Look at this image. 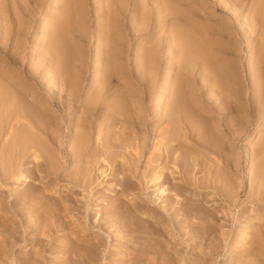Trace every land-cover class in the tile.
<instances>
[{
	"label": "bare ground",
	"instance_id": "6f19581e",
	"mask_svg": "<svg viewBox=\"0 0 264 264\" xmlns=\"http://www.w3.org/2000/svg\"><path fill=\"white\" fill-rule=\"evenodd\" d=\"M59 1L63 6L54 9L49 19L39 15L44 41L37 52L40 60L33 66L27 67L26 56L22 53L21 26L17 25L13 33H8L6 42H2L0 32V258L6 260L5 254L7 256L16 245L27 240L31 241L32 248L19 263L42 264L41 260H45L44 264H48L51 256L47 254V236L61 230L65 232L70 227L67 231L69 242L62 244L66 245L65 252H58L56 264H97L100 257L99 264H111L113 261L110 258L108 261V254L112 260V257H118V264H212L209 262L212 254L223 252L228 257L224 264H264V156L260 162L256 161L253 173L248 175L247 181H251L248 189L253 190L249 189L252 191H247L249 197L241 202L242 193L232 177L236 159H232L233 153L226 147L230 142L224 132L216 131L220 129L215 112L206 109V101L195 93L199 80L205 81L201 90L210 89L224 100L227 98L228 111L238 107L237 95H242L239 85L243 80L234 67L235 56L226 47L233 48L234 43H240L239 34L244 43L247 42L248 62H253L248 66L249 77L260 73L251 79L252 83L257 81L254 87L258 88L251 101L255 106H263L255 131L264 127V47L254 46L261 42L259 37L264 39V0L224 2L225 10L231 13L243 9L235 16L241 29L238 34L233 33L232 26L222 27L223 37L228 42L225 49L218 42L215 31L195 17V13L188 12L185 19L176 17L183 19L188 29L186 25L182 26L183 23L179 24L181 27L167 30L165 46L150 48L146 45L149 51L147 47L146 50L141 48L144 51L140 57L143 67L137 70V75L128 64L129 41L143 35L141 26L132 27L126 18L131 0H104L99 8L105 9V16L90 18L92 23H88L90 30H107L104 42L97 39L101 46L104 44L105 50L95 52L97 62L92 61L93 79L99 81L91 84L92 92H85L83 86L88 75L87 52L75 48L84 43L85 1ZM149 1L157 3L160 23L164 24L162 29L179 22H174L175 16L170 17L175 15L174 4L179 0ZM33 3L37 0H0V17L5 15L8 6L9 16L25 17L32 14L30 9L27 13L26 8L32 7ZM161 48L167 54L162 63L158 57ZM41 77L48 79L51 89H56L59 100L50 99L51 96L41 90ZM116 77L118 84H114ZM83 104L82 110L77 112ZM54 107L60 108L61 117L51 114ZM73 109L70 118H66L64 112ZM239 112L238 108L237 115ZM148 117L149 123L159 126H149ZM64 124H67V136H70L66 153L59 145ZM161 124L165 126L159 130ZM232 124L227 126L232 128ZM254 151L257 149L251 153ZM193 152H198V157L191 161ZM209 153L218 155L220 161L212 163ZM144 158H147L146 162ZM235 162L238 167L240 163ZM68 163L73 169H68L69 174L64 176L62 168ZM250 164H246V171ZM227 167L229 171L225 170ZM109 169L114 170L113 173ZM38 175L42 177L40 180ZM101 177L111 178L107 181L120 180V190L117 189L119 186H113L108 194L103 191L107 202L112 200V203L105 210L106 218L99 223V229L105 231L115 227L119 229L116 232L119 234H115L121 235V239L112 237L111 244L108 241L110 235L105 237L99 231L94 236L87 230L92 223L97 224V220L93 222L92 219L93 214L99 212L92 214L89 205L94 204L92 197L97 195V187L103 183ZM33 179L39 182L28 189V182ZM14 180L20 184L12 190L9 183ZM65 181L73 186H68L70 191L62 188L59 191L56 185ZM155 189L159 190L153 195ZM77 192L82 193V198L74 195ZM130 192L136 196L129 199ZM61 194L65 197L58 199ZM178 204L181 206L177 207ZM232 209L236 211L230 216ZM167 214L173 218L167 220ZM226 214L230 217L226 218ZM226 219L231 228L222 232L221 222L224 221L221 220ZM74 223L77 225L72 226ZM76 227L80 230H74ZM80 233L82 238H79ZM180 238L189 240L187 250L191 256L187 258L182 255L184 248H181ZM207 243L209 247H205ZM182 246L185 247V243ZM100 247H104L101 256Z\"/></svg>",
	"mask_w": 264,
	"mask_h": 264
},
{
	"label": "rangeland",
	"instance_id": "374dc122",
	"mask_svg": "<svg viewBox=\"0 0 264 264\" xmlns=\"http://www.w3.org/2000/svg\"><path fill=\"white\" fill-rule=\"evenodd\" d=\"M85 1V8H86V21H85V26H84V28L82 27V29L84 30V36H82V39L84 40V43L83 44H81V45H79V46H75V48L76 49H82V50H84V52H87V60H88V58H89V61L87 62L88 63V67H87V69H88V72L86 73V74H88V75H86V78L87 79H85L84 80V82H83V86H84V88H85V92H89V91H91L90 90V87H91V84H93V82H95V79H93V76L95 75V74H93V71L91 70L92 69V64L94 65V63H96L97 62V60L96 59H94V56H95V52H98V53H103L104 52V44H103V46H101L100 45V42L101 41H103L104 42V36L106 35V33H107V30H101V29H97V28H92L91 30H90V28H89V25L92 23V22H90V18H91V20H94V17L95 16H99L101 19L105 16V14H106V11H105V9L103 8V9H100L99 8V4L100 3H102V2H104V0H84ZM94 1V2H93ZM226 1H228V0H179L178 2L179 3H176V4H174V14L175 15H170V17L173 19L174 18V16H175V19H176V17H181V18H183V19H185L184 17H187V13L189 12H193V13H195V17H197L198 19H200L201 20V22L203 21V22H206V23H208V26H210L214 31H215V34H216V37H217V39H218V42H221L220 44H222L224 47H222V48H224L225 49V47L227 46L226 44H228V42L225 40V38L223 37L224 36V33H223V26H224V28H228L229 26H232L233 27V33H236V34H238L239 32H237L238 30H241L240 28H239V26L237 25V20H236V17L238 16V14L241 12V10L243 11V9H240V10H238V12L236 11V13H234L233 11H232V13L231 12H229V11H226L225 10V8H224V2H226ZM251 1L252 0H250V3H251ZM141 2V3H140ZM92 3V4H91ZM51 4V5H50ZM94 4V5H93ZM142 4V5H141ZM156 4V5H155ZM198 4V5H197ZM38 5V6H37ZM140 5V6H139ZM202 5V6H201ZM61 6H63V2L62 1H59V0H56V2L54 3V4H52L51 3V1L50 0H37V3H33L32 4V7H30V8H26L27 9V13L29 12V9L31 10V12H32V14H30L29 13V15H25V17H15V16H9V14H10V11L8 10V12H7V9H8V7H7V9H6V11H5V15L3 16V17H0V32L3 34V36H2V42H6L7 40H6V38L8 37V33H13V31L14 30H16L17 29V25H20L21 26V28H22V35H23V37H22V39H23V46L21 47V49L22 48H24V50H23V55H25L26 56V61L28 62V66L27 67H31V66H33V64H35V63H38V61L40 60V58L38 57V53H39V45L40 44H42L41 42H43L44 40L42 39V34H41V28L43 27V23H42V21H40L39 20V15H41V14H43V16L46 18H50L51 16H52V12H53V10L54 9H57V8H60ZM142 6V7H141ZM144 6V7H143ZM187 6V7H186ZM136 7V8H135ZM192 7V8H191ZM203 7V8H202ZM52 8V9H51ZM96 8H98V9H96ZM157 8V3H153V2H150L149 0H131V3H130V8H129V10L127 11V13H126V18L128 19V21L132 24V27H136V26H138V25H140L141 27H139L140 28V30L142 31V35L143 36H141V37H139V35L138 36H136V37H134V39L132 38L130 41H129V47H130V56L128 57L129 59H128V64H129V66L130 65H132V66H130L133 70H134V72L136 73V75H137V70L139 69V68H141V67H143V63H142V61L140 60V57L144 54V51H142L141 50V48L142 49H144L145 48V50H146V47L147 46H149L150 48H152V46L153 45H157L158 47H161L162 45H164L165 46V44H166V32H168L167 30H170V29H172V28H175V27H181V25H179V24H182V26L183 27H185V25H186V28L188 29V26H187V24H185V21L183 20V19H174V22H178V23H172V25H170L171 26V28L169 27L168 29H166V28H163L162 29V27H163V23H160V19H159V10L158 9H156ZM51 9V10H50ZM198 9V10H197ZM141 10V11H140ZM197 11H199V12H197ZM130 12V13H129ZM228 12V13H227ZM141 15V16H140ZM202 15V16H201ZM237 15V16H236ZM243 15V14H242ZM49 16V17H48ZM143 16V17H142ZM204 16V17H203ZM236 16V17H235ZM31 17V18H30ZM36 17V18H35ZM209 17V18H208ZM6 18V19H5ZM15 18L17 19V21L15 20ZM34 18V19H33ZM38 18V19H37ZM140 18V19H139ZM142 18H144V20H142ZM233 20H232V19ZM26 19V20H25ZM89 19V20H88ZM19 20V21H18ZM39 20V21H38ZM183 20V21H182ZM211 20V21H210ZM235 20V21H234ZM2 21V22H1ZM24 21V22H23ZM182 21V22H181ZM18 22V23H17ZM219 22V23H218ZM88 23H90V24H88ZM143 24V25H142ZM144 24H147V25H144ZM152 24V25H151ZM173 24H175V25H173ZM176 24H178V25H176ZM213 25V26H212ZM220 25V26H219ZM3 26V27H2ZM13 26V27H12ZM143 26L145 27V29L143 30L142 28H143ZM221 27V28H219V27ZM150 27V28H149ZM215 27V28H214ZM13 28V29H12ZM37 28H39V29H37ZM235 29H237V30H235ZM26 30V31H25ZM48 29H46L45 31H47ZM218 31L220 32V33H218ZM221 31H222V33H221ZM148 32V33H147ZM160 32V33H159ZM226 32V31H225ZM88 33V34H87ZM158 33V34H157ZM40 34V35H39ZM86 35H87V38H86ZM103 35V36H102ZM150 35V36H149ZM219 35V36H218ZM147 36V37H146ZM220 36H222V37H220ZM240 35L238 34L237 35V38L240 40V43H238V42H236V43H234L233 44V48H231V47H226L227 48V50H230L231 52H232V55L233 56H235L234 58L236 59H233V62H234V67L237 69L236 71H238L237 73H238V75H239V78H240V80H241V78H242V82H240V85H239V87H240V89H241V94L243 95H237V98L240 100L238 103H237V105H238V107L237 108H235V110L234 109H230V110H232V111H235V112H230V110L228 111V109H229V107H230V105H228V104H230V103H228L227 101V98H225V100H226V103L224 104V102H225V100L222 98V97H220V95L218 96V94H215L214 92H210V89L208 90V89H206V88H204V89H200V86H201V84L202 85H205L206 84V82L204 81V82H202L201 80H199V82L197 83V85H196V87L198 88V90L197 91H195V93L199 96V98L201 99V100H204V101H206V103H207V107H206V109H208V108H211V110L213 111V112H215V115H216V121H218L217 122V125H218V128L220 129V130H216V131H218L219 133H222V132H224V135H225V138H227V140L230 142H228L227 140H226V143H229V144H227V146L226 147H228V151L230 150V153L232 154L233 153V155L231 156L232 157V159H236L235 161H237L238 162V167L237 166H235V163L233 162V164H234V173H233V175H232V177L233 178H235V179H233L234 180V183H236V186H238V189H239V192L240 193H242V194H240L241 196L239 197V200H241V202H242V200H246V198H248L249 197V194L250 193H248V192H252V191H249V189L251 190H253V188H249L248 189V187H250V185H251V181H250V183H249V181H247L248 180V175H251V173H253V171H254V169H255V166H256V164L255 163H258V162H256V161H259L260 162V160H261V158H263V156H264V152H262L263 150H264V127L263 128H261L260 129V131L258 130V131H255V129H256V127H255V125L257 124L256 122H257V120L260 118V116L262 115V113H263V106L262 105H258V106H255V105H253L252 104V102L253 101H251V97H253V93L256 91V89H258L257 87H254L255 86V84L257 83V81H255L254 83H252L251 82V79L253 80V79H255L256 78V76H258L260 73L259 72H257V74L255 75V76H252V77H249L250 75V73H249V70H248V66H251L252 64H253V62L251 61L250 63L248 62V52H247V42L245 41V43H244V40H242L243 38H241V36L239 37ZM155 37V38H154ZM35 38V39H34ZM96 38V39H95ZM149 38V39H148ZM36 39H39L40 41H38V42H35V40ZM97 39H100V42L97 40ZM137 41H136V40ZM139 39V40H138ZM259 39H260V41L261 42H256V43H254V46H257V47H264V39L262 38V37H259ZM95 40V41H94ZM32 41V42H31ZM157 41V42H156ZM226 41V42H225ZM164 42H165V44H164ZM91 45H90V44ZM28 44V45H27ZM93 44V45H92ZM152 44V45H151ZM258 44V45H257ZM261 46H260V45ZM26 45V46H25ZM32 45V46H31ZM86 45V46H85ZM147 45V46H146ZM226 45V46H225ZM234 45H236V46H234ZM84 46V47H83ZM149 47H147V51H149L150 50V48ZM34 48V49H33ZM90 48V49H89ZM92 48V49H91ZM105 48H106V46H105ZM165 48V47H164ZM164 48H161L162 50H158V57L160 58V62L162 63V62H164L166 59H167V54H166V52H164L163 50H164ZM228 48H230V49H228ZM239 48V49H238ZM241 48V49H240ZM19 50V51H22V50ZM28 49H30V50H28ZM38 49V50H37ZM232 49H234V50H232ZM26 50V51H25ZM5 51H6V49H5ZM91 51H93V52H91ZM233 51H235V52H233ZM239 51V52H238ZM38 52V53H37ZM143 52V53H142ZM29 53H30V55H29ZM36 53V54H35ZM133 53V54H132ZM234 53H236V55L234 54ZM90 54V55H89ZM94 54V55H93ZM30 56V57H29ZM90 56V57H89ZM132 57V58H131ZM37 60V61H35V60ZM132 59H133V61H132ZM100 60H102V57H101V59ZM163 60V61H162ZM238 60V61H237ZM94 63H93V62ZM130 62V63H129ZM133 62V63H132ZM2 63V62H1ZM241 63V64H240ZM164 64V63H163ZM163 64H162V66H163ZM247 64V65H246ZM261 64H263V63H261ZM260 64V65H261ZM260 65H257V67L258 66H260ZM134 66V67H133ZM161 66V68L164 70V67H162ZM136 69V70H135ZM144 71H145V68H144ZM243 76H242V75ZM51 75V74H50ZM49 75V76H50ZM138 75H139V73H138ZM248 75V76H247ZM139 77V76H138ZM198 77V76H197ZM250 78V79H249ZM116 80H118V77H116L115 78V81ZM250 80V81H249ZM40 81H42V84H41V87H42V91H44V93H46L47 95H49V96H51L50 97V99H55L56 101L57 100H59V96L60 95H58L57 94V92L55 93V90L54 89H51V87L49 86V82H48V79L47 78H45V77H41L40 78ZM90 81H91V83H90ZM47 82V83H46ZM97 82H99V81H96L95 83H97ZM249 82H251V84L249 83ZM46 83V84H45ZM87 83V84H86ZM117 83V81L114 83V84H116ZM45 84V85H44ZM118 84V83H117ZM243 84V85H242ZM249 85V86H248ZM244 86V87H243ZM253 86V87H252ZM96 86H94V88H95ZM93 88V89H94ZM250 88V89H249ZM93 91V90H92ZM91 91V92H92ZM199 91V92H198ZM244 91H245V94H244ZM252 91V92H251ZM138 92V91H137ZM246 92H247V95H246ZM214 95V96H213ZM57 96V97H56ZM214 97L213 99H212V97ZM241 96V97H240ZM248 96V97H247ZM207 97H209V98H207ZM246 97V98H245ZM112 98V97H111ZM220 98V99H219ZM249 100H250V102H249ZM253 100V99H252ZM250 103V106L248 105L249 103ZM154 103H155V101H154ZM84 105L85 104H83L81 107H79L78 109H77V112L79 111V110H82L81 108H83L84 107ZM228 107H227V106ZM248 105V106H247ZM220 106V107H219ZM252 107H253V109H252ZM238 108H239V110H241V112H239V114L237 115V111H238ZM256 109V110H255ZM258 109V110H257ZM237 110V111H236ZM74 111V109L73 110H67V111H65L64 112V115L66 116V118H70V114L72 113ZM228 111V112H227ZM50 112H51V114H53L54 116H60L61 117V111H60V108L59 107H54L53 109H51L50 110ZM58 112V113H57ZM77 112H74V113H77ZM230 112V113H229ZM232 113H236V115H234V114H232ZM229 114V115H228ZM68 115V116H67ZM214 115V116H215ZM235 116H237L238 118H239V120L235 117ZM232 117H234V119L235 120H237V121H233L232 120ZM240 119H242V121L240 120ZM69 120V119H68ZM148 120H149V117H148ZM223 120V121H222ZM149 122H151V120H149L147 123H149ZM226 123V124H225ZM233 123V124H232ZM236 123H237V125H236ZM153 125L154 124V126H159V124H157V123H149V126H151V125ZM227 124L229 125V124H232L233 125V127L232 128H230V127H228L227 126ZM235 124V125H234ZM239 124H240V126H239ZM120 126V125H119ZM163 126H165V125H162L161 124V126H160V128H159V130L160 129H162V128H164ZM228 128H227V127ZM235 126V127H234ZM63 127H64V129H63V133H62V136L60 137L61 138V141L59 142V145L61 146V149L62 150H64L63 152L64 153H66L67 151V146L68 145H66V144H68L69 143V140H70V136H67V129H68V127H67V124H64L63 125ZM146 127H148V124H147V126ZM151 127H153V126H151ZM225 127V128H224ZM223 129V130H222ZM231 129V130H230ZM117 131L119 130V128H117L116 129ZM227 131V132H226ZM66 132V133H65ZM230 135H229V134ZM69 137V138H68ZM67 139H68V141H67ZM64 141V142H63ZM157 141V140H156ZM67 142V143H66ZM152 143V141L149 143V144H151ZM64 145V146H63ZM229 145V146H228ZM64 147H66V148H64ZM248 148V149H247ZM262 149V150H260V149ZM234 149V150H233ZM256 150L257 149V152L256 151H254L255 153H251V152H253V150ZM251 150V151H250ZM232 151V152H231ZM235 152V153H234ZM248 153V154H247ZM210 154V155H209ZM208 154V156L211 158V160H212V163L213 162H219L220 161V157H218V155H216L215 153V155L214 154H212V153H209ZM242 154V155H241ZM251 155H252V158H254V159H252L251 158ZM253 155L255 156V157H253ZM262 155V156H261ZM148 156V154L146 155V157ZM193 156V157H192ZM256 156H257V158L259 157V159H257L256 158ZM196 158V157H198V152H193L192 154H191V161L193 160V158ZM215 157H216V159H215ZM250 157V158H249ZM212 158H214V159H212ZM242 158H243V160H242ZM147 158H144L143 159V161H145ZM241 159V160H240ZM247 159H249V161H247ZM217 160V161H216ZM240 160V161H239ZM252 160V161H251ZM37 161V160H36ZM35 161V162H36ZM147 161V160H146ZM145 161V162H146ZM255 161V162H254ZM35 162H34V164H35ZM37 162H39V161H37ZM145 162H143V163H145ZM248 162H250L251 164H254V165H252L251 166V164H250V168H249V170L248 171H246L247 169H248V166L246 165ZM244 164V165H243ZM71 166L72 165H70V163H68V164H66V166L64 167V168H62V175H64V176H67L68 174H69V172L70 171H72V169L73 168H71ZM240 166H242V167H240ZM70 167V168H69ZM73 167V166H72ZM240 168V169H239ZM65 169H67V170H65ZM70 171H69V170ZM250 169H251V171L252 172H250ZM65 170V171H64ZM110 170V169H109ZM225 170H227V171H229L230 170V168L229 167H227V168H225ZM245 170V171H244ZM38 171V170H37ZM112 171H114V170H112ZM111 170H110V172H112ZM109 172V171H108ZM237 172V173H236ZM250 172V173H249ZM113 173V172H112ZM112 173H111V176H112ZM236 173V174H235ZM239 173V174H238ZM247 173V174H246ZM39 174V173H38ZM242 174V175H241ZM244 174H246V177L244 176ZM40 175H41V173H40ZM40 175H38L39 177H38V179L40 178H42V177H40ZM42 175H44V173L42 174ZM41 175V176H42ZM236 175V176H235ZM108 177H110V176H108ZM102 178L101 177V181H103V183L101 182L99 185H98V187H97V189H98V191H97V195H95L94 197H92V200H93V203L95 204H92V205H89L90 206V210H92V214H93V211H98L99 212V214L98 215H96V213L97 212H95L94 214H93V222L95 221V219L97 220V224H98V227H97V224H95V222H94V224L92 223V227L90 226V228H88L87 230H89V232L91 231V233L90 234H92V235H96L97 234V232H102L103 234H104V236L105 237H108L109 235H110V239H108V241L110 242V244H111V242H112V239H114L115 237H119L118 239H121V235H116V234H119V233H116L119 229H116L115 227H110V229L108 228V229H105V231H101L100 229H99V227H101V224H99L101 221H103V220H105V216H106V213H105V210L107 209V207L109 208V206H110V204L112 203L111 201L112 200H109L108 202H107V198L105 197V196H103L104 195V193H103V191H105V193L106 194H108L109 193V191L113 188V186H115V188H117L119 185H120V180H118V178H117V182H115V180L114 181H112V180H109V181H107L108 179H111V178ZM39 179V180H40ZM238 179V180H237ZM235 180H236V182H235ZM242 180V181H241ZM36 181H37V183H36ZM105 181V182H104ZM247 181V182H246ZM38 180L37 179H33V181H29L28 183H29V188H28V186L26 187V188H28V189H30V188H33L35 185H37L38 184ZM119 182V183H118ZM238 182V183H237ZM36 183V184H35ZM109 183V184H108ZM258 183V181H256L255 182V185ZM20 184V182L18 181L17 182V180L15 181H13V182H11V183H9V186H10V189L11 188H13L12 190H14V187L15 188H19V186H17V185H19ZM34 184V185H33ZM110 184H112V185H110ZM114 184V185H113ZM239 184V185H238ZM103 185V186H102ZM109 185H110V187H109ZM117 185V186H116ZM240 185H242V187H240ZM32 186V187H31ZM54 186V185H53ZM71 188L73 185L72 184H69L68 182H60L59 184H58V186L56 185V188H58L59 189V191L60 190H62V189H64V190H69L68 188L69 187ZM62 188V189H61ZM111 188V189H110ZM117 189H119L120 190V186L117 188ZM242 189V190H241ZM156 190L157 189H155L154 190V194L153 195H155V192H156ZM159 190V189H158ZM158 190H157V192H158ZM9 191V190H8ZM70 191V190H69ZM69 191H64L66 194L69 192ZM101 191V192H100ZM248 191V192H247ZM108 192V193H107ZM156 192V193H157ZM192 193V194H194L192 191H189V193ZM79 192H77V194H74V195H79V197L80 198H82L81 196V194L82 193H80V194H78ZM134 193V192H133ZM132 192H130L128 195H129V199L131 198V197H133V196H136V195H134ZM99 194H102L101 196L102 197H100L99 198ZM136 194V193H135ZM63 195L61 194L60 195V198H59V196H58V199H62L63 197H65V196H63ZM98 196V197H97ZM194 199H197V198H195V196H192ZM102 198V199H101ZM106 198V199H105ZM193 198H191V199H193ZM218 199L216 200L217 202H219L220 200H219V197H217ZM105 199V200H104ZM128 200V199H127ZM126 200V198H125V201L126 202H128ZM90 202H91V200H90ZM181 203V202H180ZM190 203H193V202H190ZM195 203H197V202H194L193 203V205L195 204ZM200 204H202V203H200ZM200 204H199V206H200ZM192 204H190V206H193ZM196 205V204H195ZM180 207L181 206V204H178L177 205V207ZM202 206H204V204H202L201 205V207ZM89 208V207H88ZM224 209L225 208H227V206L226 207H223ZM82 209H84V208H82ZM94 209H96V210H94ZM233 211H236L235 209H232V210H230L228 213L230 214V216H231V214L233 213ZM32 214V213H31ZM34 214H36V212H34ZM73 214H75V213H73ZM104 214V215H103ZM229 214L227 215L226 214V218H228V217H230L229 216ZM73 216H75V215H72V217ZM102 218H101V217ZM228 216V217H227ZM167 218V220L170 218V219H172L173 218V216L172 215H168L167 214V216H166ZM36 218V217H35ZM34 218V219H35ZM101 218V219H100ZM33 219V218H32ZM75 219H73V221H74ZM166 220V221H167ZM76 221V220H75ZM99 221V222H98ZM171 221V220H170ZM221 221H224V222H221L222 223V229H221V231L223 232L224 230H229V228H231V223H230V221L229 220H227L226 219V221L225 220H221ZM229 223H228V222ZM225 223V224H224ZM168 224V223H167ZM166 224V226H168L167 227V230L168 231H170V226H169V224L167 225ZM228 224H230V225H228ZM75 225H77L76 223H74V225H72V226H75ZM226 226V227H225ZM69 228L70 227H68V232H69ZM122 228V227H121ZM189 228L190 227H187L186 228V230H189ZM225 228V229H224ZM96 229V230H95ZM116 229V230H115ZM74 230H76V231H78V230H80V228L78 229V227H76ZM166 230V231H167ZM62 231L64 232V230H61V231H58V232H54V233H52V236H47L46 238H47V242L46 243H48V247H47V254H50V262L48 263V264H52L53 262H54V264H56L57 263V261H58V254H60V253H62L61 251H63V252H65L64 251V248H66V241H68V239H69V237H68V232L67 231H65L64 233H62ZM82 234H83V232H81ZM81 233L79 234V238L81 237ZM116 233V234H115ZM258 233H259V231H258ZM89 234V236H91ZM114 234V235H113ZM65 236H67V237H65ZM73 236H75L74 234H73ZM29 237V236H28ZM112 237H114V238H112ZM75 237H73V239H74ZM78 238V239H79ZM82 238V237H81ZM168 238H170L169 236L167 237V239ZM187 238V237H186ZM181 239L180 238V240L182 241V243L184 244L185 243V247L184 246H182L181 245V248H184L183 250H184V254H182L183 256H184V258H187L186 256H188L189 257V255L191 256V254H188V253H191L190 251H188L187 250V246H188V239ZM65 239H67V240H65ZM117 239V240H118ZM65 240V241H64ZM49 241V242H48ZM115 241V240H114ZM31 242V241H30ZM30 242H28L27 240H25L24 242L23 241H21L20 242V245L18 244V245H16V247L12 250V251H10L9 253H8V255L6 256V254L4 255V257H6V260H4V259H1L0 258V264H16L17 262V264H20L19 262H20V260H22L21 258H25L26 256V254L29 252V250L32 248L31 247V243ZM69 242V241H68ZM117 242V241H116ZM22 243V244H21ZM63 243H65L64 245H62ZM114 243V242H113ZM135 245H137L138 246V244H135ZM65 246V247H64ZM115 246V245H114ZM210 246V244L209 243H207V244H205V247H209ZM112 247V246H111ZM111 247H110V249H111ZM101 249H100V256L101 255H103V253H104V247H100ZM115 248V247H114ZM103 249V250H102ZM249 249V248H248ZM2 250V249H1ZM2 252H3V250H2ZM58 252H60V253H58ZM182 253H183V251H182ZM186 253V254H185ZM36 257V256H35ZM227 256H226V253L225 252H223L222 254H212V256L210 257V259H209V262H212V264H224V263H226L227 262V258H226ZM8 258V259H7ZM20 258V259H19ZM34 258V257H33ZM109 258H110V260L111 261H113L111 264H118V263H120V261H119V258L118 257H112V258H114V260H112L111 259V257H109V254H108V256H107V259H108V261H109ZM40 260V259H39ZM45 261V260H44ZM44 261H42L41 260V262H42V264H44ZM52 261V262H51ZM110 261V262H111ZM247 261H249V260H247ZM185 262V261H184ZM97 264H99V263H101V257H100V260H98L97 262H96ZM106 264H110V263H106ZM182 264H186V262L185 263H182Z\"/></svg>",
	"mask_w": 264,
	"mask_h": 264
}]
</instances>
